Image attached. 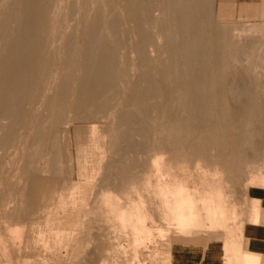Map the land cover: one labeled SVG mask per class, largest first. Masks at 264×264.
<instances>
[{
    "label": "rangeland",
    "instance_id": "1",
    "mask_svg": "<svg viewBox=\"0 0 264 264\" xmlns=\"http://www.w3.org/2000/svg\"><path fill=\"white\" fill-rule=\"evenodd\" d=\"M47 1L48 16L54 18L56 32L44 38L37 67L41 70L36 69L39 84L31 96L23 100L21 119L0 145V234L7 236L5 224L21 228L18 235L21 237L7 241L5 248L0 249V264H9L6 258L10 264H226L220 245L223 231L209 233L208 240L202 237L195 242L181 239L158 215L157 200L150 194V187L142 185L154 180L150 167L154 156L169 163L175 161L174 152L163 148L153 135L151 126L159 123L155 112H148L142 121L135 118L129 137L122 136L118 112L128 105L131 87L144 69L131 47L136 36L132 32L133 21L124 15L123 0H112L120 28L117 61L126 71L120 87L102 95L107 103L101 110H66L50 140L43 143L37 139L36 131L43 130L46 125L47 102L53 98L64 68L62 36L76 30L81 12L90 15L96 1L103 0H39L37 5ZM152 2L153 8L165 4L173 7L172 0ZM221 2L210 0L208 4L207 0V27L210 32L224 33L230 43L240 47L238 58L226 56L227 67L242 70L250 64L260 88L264 89V0H255V15L247 11L241 0ZM14 9L8 0H0V24L15 25L9 18ZM172 13L170 11L167 19L170 27ZM152 14L155 16L158 11ZM149 32L147 53L152 61L147 68L154 74L152 62L168 60L163 37L166 31L160 33L150 28ZM175 64L173 69L179 70V61ZM133 105L130 109L135 108ZM6 123L7 119L1 116L0 136ZM193 135L198 137L199 134ZM204 139L199 135L192 154L199 149L206 153V158L200 160L192 156L185 163L192 174L197 173L196 162L207 169L208 175L217 169V176L222 177L224 189L229 191L237 209L243 247L260 253L261 264H264V186L253 188L246 186L244 181L250 169L264 174V137L242 141L244 158L236 176L217 160L219 146L211 138L208 142ZM257 143L260 149L251 157V148ZM51 149H56L54 157ZM124 170L129 172L127 177L123 175ZM102 194L112 195L120 204L142 199L153 220H145V225L151 229L149 237L134 242L131 228L120 225L100 202ZM251 197L259 198V216L255 222L249 220V203L255 201ZM240 231L233 229L234 233L240 234Z\"/></svg>",
    "mask_w": 264,
    "mask_h": 264
},
{
    "label": "bare ground",
    "instance_id": "2",
    "mask_svg": "<svg viewBox=\"0 0 264 264\" xmlns=\"http://www.w3.org/2000/svg\"><path fill=\"white\" fill-rule=\"evenodd\" d=\"M8 2L15 8L9 17L15 25L0 24V117L7 119L0 145L21 119L23 100L39 84L36 69L44 38L56 32V22L48 16L49 1L42 5H37L39 0ZM172 5V8L166 4L153 8L152 0H123L124 15L133 21L132 32L136 36L131 47L144 69L131 87L129 108L127 105L118 112L122 136L129 137L135 118L145 120L148 112L154 111L159 123L151 126L153 135L163 148L175 154L172 163L154 156L150 163L154 180L142 184L149 186L150 194L156 198L158 215L188 242H195L199 237L208 240L209 233L223 231L220 245L226 264H261L260 253L243 247L238 212L229 191L224 189L222 177L217 176V169L208 175L207 169L196 162L197 173L192 174L185 162L192 156L206 158V153L199 149L192 154V147L201 135L204 141L211 138L219 146L217 160L236 176L244 158L242 141L264 137V89L260 88L250 64L242 70L227 67L226 56L238 58L241 49L230 43L224 33L210 32L207 0H172ZM154 10L158 11L155 16L151 15ZM170 11L174 16L172 28L167 23ZM150 28L160 33L166 31L163 37L168 60L152 62L154 74L147 68L152 61L147 53ZM62 37L63 72L53 98L47 102L45 128L36 131L37 139L43 143L50 140L66 110H101L107 103L102 95L115 92L126 76L117 61L120 28L112 0L96 1L90 15L81 12L76 30ZM175 60L181 64L179 70L173 69ZM131 105L135 108L130 109ZM196 132L198 137L193 135ZM259 149L258 143L253 144L251 157ZM51 153L54 157L56 149H51ZM123 172L125 177L129 175L128 170ZM244 181L253 188L264 186V174L250 169ZM99 200L120 225L131 228L134 242L149 237L151 229L145 220L152 218L142 199L120 204L112 195L102 194ZM258 202L259 198L249 203L251 222L257 220ZM3 228L7 236L0 234L2 250L7 241L21 237L18 236L20 227L5 224ZM238 228L240 234L234 233L233 229ZM6 262L10 264L8 258Z\"/></svg>",
    "mask_w": 264,
    "mask_h": 264
},
{
    "label": "crops",
    "instance_id": "3",
    "mask_svg": "<svg viewBox=\"0 0 264 264\" xmlns=\"http://www.w3.org/2000/svg\"><path fill=\"white\" fill-rule=\"evenodd\" d=\"M228 1V0H227ZM247 1V2H246ZM241 2L243 3V4H245V7H246V9H247V11L249 12V13H251V15H255L256 14V8H255V0H241ZM221 3H224V4H228V2H225V0H222V2ZM208 4H210V0H208ZM222 5L220 4V7H221ZM222 8V7H221ZM258 216H259V211L257 210V218H258Z\"/></svg>",
    "mask_w": 264,
    "mask_h": 264
}]
</instances>
